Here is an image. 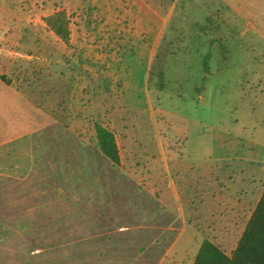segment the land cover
<instances>
[{
  "label": "rangeland",
  "instance_id": "obj_1",
  "mask_svg": "<svg viewBox=\"0 0 264 264\" xmlns=\"http://www.w3.org/2000/svg\"><path fill=\"white\" fill-rule=\"evenodd\" d=\"M140 2L159 35L144 38L157 141L155 127L123 97L136 46L127 0H0V125L37 123L18 142V173L6 156L11 146L0 148V264H158L187 223L179 264H190L206 238L229 254L240 238L264 189V168L205 160L214 129L264 142V0ZM60 7L70 16L71 48L44 21ZM4 77L19 91L28 79L34 91L48 81L41 122ZM64 77L72 98L60 91ZM92 102L95 115L75 125V107ZM98 127L115 134L119 166L99 152ZM159 143L168 167H142L130 155ZM238 197L239 215L229 211Z\"/></svg>",
  "mask_w": 264,
  "mask_h": 264
},
{
  "label": "crops",
  "instance_id": "obj_2",
  "mask_svg": "<svg viewBox=\"0 0 264 264\" xmlns=\"http://www.w3.org/2000/svg\"><path fill=\"white\" fill-rule=\"evenodd\" d=\"M127 1H128V5H130V7L132 8L130 11V17L132 18L134 25H135V30H134L135 32L133 35V40L136 46H135V49L133 48L134 53L132 55L127 56L128 58L126 60V66L129 68V73L126 74L125 76L124 75L122 76L123 97H124V100L128 102L134 109H136L137 111H140V113L144 115L142 116L143 118L148 120V122L150 121L149 123H151L155 127V130H156L155 141H157L156 137L159 136L160 134L159 124L157 123L155 116H153V111H152L153 108H151L150 106L149 107L150 110H148V105H151V94L146 84V76H147L148 68L152 61V51H150L149 45L144 43V38L149 35L157 40L159 38V35H156L157 32L154 28L155 22L148 8L146 7V5L144 4L142 5L140 0H127ZM122 3H123L122 1L119 2V6L117 4L116 7L122 8L121 7ZM136 7L138 9H136ZM115 21H116V16L112 19L111 22L115 24ZM72 42L73 40L71 39V47H73ZM62 43L64 44V42ZM64 45L67 48H71V47H68L66 44ZM123 47L125 49L126 45H124ZM127 49L129 50L130 46H128ZM12 53L18 54V52L16 51H13ZM71 60L77 62L79 60V57H72ZM119 72L121 73V70H119ZM26 82H27V85H22L24 87L22 88L24 89L23 91H19L18 89L19 85L15 81L9 82L8 83L9 85H7L8 86L7 88L12 93H14L17 98L21 97L22 99L26 100L27 103L34 106L35 107L34 113L36 116H38V113L43 114V112L41 111L43 109L41 108L40 105L44 104L45 99L47 98L48 92L46 91L48 90L46 89L48 88V81L47 82L40 81V84L35 91L32 86L28 85L30 83L32 84L33 82L30 81L29 79L26 80ZM69 82L70 80L68 81L67 77H64V81L62 82L64 85V88L60 89L61 92L65 91L66 99L71 97L69 94V89L72 88V85H70ZM98 105L99 104H94L92 102L90 107L80 108L76 106L74 110L75 111L74 115L71 116L70 120H73L74 124L78 125L79 122H81L82 117L85 118V117H90L92 115H95L96 111L98 110ZM35 119L36 118L32 119V124H30L31 126L23 127L21 130L17 126L13 127L12 123L10 125L8 123H5V124L2 123L0 125V137H1L0 148L3 146H7V145L11 146L10 150L7 151L6 153V156L7 158H10V167H11L10 169L16 173H18V171L20 170L19 163H18V159L20 156L18 142L21 138L29 137L32 135V133L36 131L35 128L37 126V123H34ZM37 120L41 122V119L39 116ZM41 128L42 126H39L37 130ZM147 138L148 140H150L148 136H143L141 139H143V142L146 143ZM16 143L17 145L14 146ZM143 146L144 147L139 146L138 152H136L135 150H132V152H130V155L133 154L132 158L140 161L142 167L146 166L147 168V167H150V165H156V164H160L162 167H168L169 163H168V160H165L166 158L164 155L163 144L159 143L158 146L155 145L154 147L148 146V145L147 146L143 145ZM252 148H256V152L258 153L257 154L252 153L251 151ZM21 152L25 154L26 164H28L25 170L26 171L28 170V172L32 171V168H33L32 151L29 149H26ZM135 153H137L138 156H136ZM185 153L187 154V148L185 150ZM263 153H264V142L260 140L255 141L254 139H252L250 141L245 142L240 137L239 138L235 136L232 137L231 135L227 136L225 133H223L222 130L214 129L213 130V149L211 151V155L207 156V160H205V163H211V162L224 163L227 160L237 159V160H245V161L251 162L254 165H259V166L261 165L262 168H264ZM179 156H182V155L180 154ZM179 156L177 158L178 162L181 161ZM185 157L183 158L181 157V158L185 159ZM187 163H189V161H187ZM190 163L192 162L190 161ZM194 163H198V162L195 161ZM171 179L173 180V178ZM150 181H151L150 178H147L145 182L150 183ZM173 183H174V180H173ZM176 201L178 202L179 200H176ZM241 203H242V198L241 197L236 198V205L234 208H230L229 210L230 213L236 212L239 215L240 214L239 209H242ZM256 204L254 205V207H252V210L249 211L250 212L249 216L244 220V227H243L242 233L245 229L246 223L249 220L250 215L252 211L254 210ZM235 225H237V223ZM189 227L190 226L188 223L186 224V226H184L180 235L177 237L175 242L170 246V248L166 251L165 256L162 257L161 260L158 261V264H179V261L181 262L183 261L182 259L184 258V255L183 253H181L180 249L183 250L185 246L189 244V241H190L189 237L186 240L187 243H184L183 245H181V243H182L185 233H187L188 229H190ZM224 229L226 231V228ZM198 251L199 249L197 250L196 255ZM194 260L195 258L191 261L190 264H193Z\"/></svg>",
  "mask_w": 264,
  "mask_h": 264
},
{
  "label": "trees",
  "instance_id": "obj_3",
  "mask_svg": "<svg viewBox=\"0 0 264 264\" xmlns=\"http://www.w3.org/2000/svg\"><path fill=\"white\" fill-rule=\"evenodd\" d=\"M44 21L64 44L71 47V21L66 9L60 7ZM4 81L10 82L6 77ZM97 129L99 152L114 166H119L121 155L115 134L104 127ZM193 264H264V190L232 252L228 254L220 245L206 238Z\"/></svg>",
  "mask_w": 264,
  "mask_h": 264
}]
</instances>
